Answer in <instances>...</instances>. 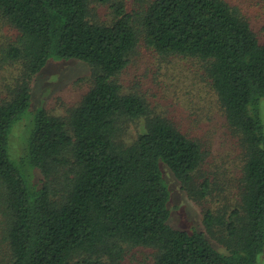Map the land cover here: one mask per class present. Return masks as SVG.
<instances>
[{
  "label": "trees",
  "instance_id": "trees-1",
  "mask_svg": "<svg viewBox=\"0 0 264 264\" xmlns=\"http://www.w3.org/2000/svg\"><path fill=\"white\" fill-rule=\"evenodd\" d=\"M251 2L147 0L128 10L126 0H0V20L17 32L0 45V264H122L138 247L153 251L152 264H259L264 40ZM101 5L109 20L94 17ZM142 41L194 59L208 78L242 158L235 194L201 171V139L120 81ZM50 58L89 63L91 85L65 116L31 109L11 157L10 132ZM160 160L195 203L216 195L203 206V230L169 224Z\"/></svg>",
  "mask_w": 264,
  "mask_h": 264
},
{
  "label": "rangeland",
  "instance_id": "rangeland-1",
  "mask_svg": "<svg viewBox=\"0 0 264 264\" xmlns=\"http://www.w3.org/2000/svg\"><path fill=\"white\" fill-rule=\"evenodd\" d=\"M146 1L126 0V7L133 10ZM252 1L247 15L258 36L264 40V2L256 5ZM109 10L106 5L98 6L94 9V17L109 20L112 16ZM16 33L12 27L0 20V45L7 40H13ZM120 81L125 87L138 90L152 108L165 113L188 135L201 139L207 152L201 171L208 173L213 182L222 184L226 193H236L235 177L239 176L242 163L240 150L226 125L221 105L208 78L194 59L160 56L142 41L121 73ZM2 83L3 79L0 78L1 86ZM90 85L89 63L74 58H50L32 80L30 108L23 115L22 121L16 123L10 132L11 157L19 149L20 141H23L25 124L31 109L44 107L52 114L65 116L69 108L81 100ZM260 114L264 124V97L260 100ZM131 129L134 133V124ZM159 164L170 191L167 204L170 211L169 224L182 230H203V206H213L216 195L206 204L195 203L181 188L179 180L167 164L163 160ZM41 178L42 175L37 170L34 179L39 181ZM1 237L0 234V240ZM211 242L218 247L215 241ZM257 260L259 264H264V249ZM152 263L153 251L144 247L132 249L122 260V264Z\"/></svg>",
  "mask_w": 264,
  "mask_h": 264
}]
</instances>
